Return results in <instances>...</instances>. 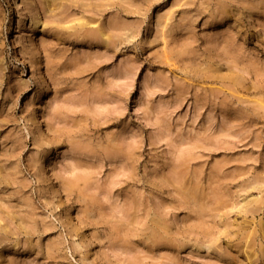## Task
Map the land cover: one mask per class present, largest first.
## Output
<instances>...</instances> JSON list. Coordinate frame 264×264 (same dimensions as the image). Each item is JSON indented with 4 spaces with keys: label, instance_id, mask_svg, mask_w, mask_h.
<instances>
[{
    "label": "rangeland",
    "instance_id": "1",
    "mask_svg": "<svg viewBox=\"0 0 264 264\" xmlns=\"http://www.w3.org/2000/svg\"><path fill=\"white\" fill-rule=\"evenodd\" d=\"M248 4L0 0V264H264Z\"/></svg>",
    "mask_w": 264,
    "mask_h": 264
},
{
    "label": "clouds",
    "instance_id": "2",
    "mask_svg": "<svg viewBox=\"0 0 264 264\" xmlns=\"http://www.w3.org/2000/svg\"><path fill=\"white\" fill-rule=\"evenodd\" d=\"M210 5L224 3L228 5H236L238 8H247L249 7L248 0H206ZM71 159H79L80 156L77 153H69Z\"/></svg>",
    "mask_w": 264,
    "mask_h": 264
},
{
    "label": "bare ground",
    "instance_id": "3",
    "mask_svg": "<svg viewBox=\"0 0 264 264\" xmlns=\"http://www.w3.org/2000/svg\"><path fill=\"white\" fill-rule=\"evenodd\" d=\"M15 35V34H14Z\"/></svg>",
    "mask_w": 264,
    "mask_h": 264
}]
</instances>
